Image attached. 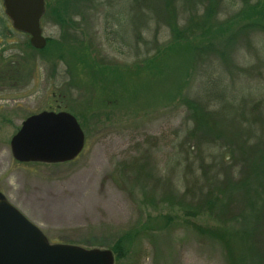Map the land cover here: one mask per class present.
<instances>
[{
	"label": "rangeland",
	"instance_id": "rangeland-1",
	"mask_svg": "<svg viewBox=\"0 0 264 264\" xmlns=\"http://www.w3.org/2000/svg\"><path fill=\"white\" fill-rule=\"evenodd\" d=\"M50 6L62 25L44 14V49L9 18L0 38V192L51 244L133 234L115 264H264V0ZM59 44L73 47L62 59ZM43 111L79 120L73 162L14 159Z\"/></svg>",
	"mask_w": 264,
	"mask_h": 264
},
{
	"label": "water",
	"instance_id": "water-1",
	"mask_svg": "<svg viewBox=\"0 0 264 264\" xmlns=\"http://www.w3.org/2000/svg\"><path fill=\"white\" fill-rule=\"evenodd\" d=\"M1 1L14 30L29 35L35 49H44L41 21L48 0ZM10 146L20 163L65 164L83 153L86 135L73 114L43 111L22 123ZM0 264H115V255L110 249L51 244L0 192Z\"/></svg>",
	"mask_w": 264,
	"mask_h": 264
},
{
	"label": "trees",
	"instance_id": "trees-1",
	"mask_svg": "<svg viewBox=\"0 0 264 264\" xmlns=\"http://www.w3.org/2000/svg\"><path fill=\"white\" fill-rule=\"evenodd\" d=\"M51 1L52 0H48L47 1V7L50 6ZM2 10H3V12H2ZM46 16L52 18L53 20H55L56 23L58 22L59 24L62 25V21H61L60 15L57 13L56 10L52 9L51 6L49 7V11L47 13H45L44 18H46ZM8 22H9V19H8L7 15L5 14L4 8L2 7V9H1V6H0V38H2L4 40L7 39L8 36H9L8 34H10V27H9ZM59 43H62V41L59 42ZM66 46H67V48L62 47L60 44L58 45V47H61V50L60 51L63 52L62 55L60 54V59H62V56L64 55L65 52L66 53H70L71 52L68 49H70V48L72 49L73 48L71 46V44H70V46H68V45H66ZM170 49H171V47L165 48L164 49L165 52L160 53V55L158 56V58H156L155 60H153L152 62H150L149 63V66L147 65L148 67H146V69H151L152 67H156L159 64H161V61H162V59L164 57L163 54L166 53ZM131 72H132V69H130V71H129L130 76H131ZM138 73H135V74H137L136 75V78H138V79L141 78L142 79L141 74L139 75ZM9 78H13V76L10 75ZM184 103H185V101H184ZM186 103H187V105L190 108V103L189 102H186ZM165 225L167 226L168 224L165 223ZM132 235L133 234H131V233L125 234L124 236L120 237L118 239V241H116L115 244L110 248V250L113 251V253H114L115 257H116V261L117 262L120 261V260H122V259H125L127 257V255H128V253L131 252V250H132L131 240L133 238Z\"/></svg>",
	"mask_w": 264,
	"mask_h": 264
},
{
	"label": "bare ground",
	"instance_id": "bare-ground-1",
	"mask_svg": "<svg viewBox=\"0 0 264 264\" xmlns=\"http://www.w3.org/2000/svg\"><path fill=\"white\" fill-rule=\"evenodd\" d=\"M233 252H235L236 255H238V250H237L236 246L234 247ZM238 257H239V255H238ZM238 260H239V259H238Z\"/></svg>",
	"mask_w": 264,
	"mask_h": 264
},
{
	"label": "flooded vegetation",
	"instance_id": "flooded-vegetation-1",
	"mask_svg": "<svg viewBox=\"0 0 264 264\" xmlns=\"http://www.w3.org/2000/svg\"><path fill=\"white\" fill-rule=\"evenodd\" d=\"M98 82V81H97ZM98 85H99V87H100V84H99V82H98ZM93 91H94V93H96V91H97V88L95 87V86H93ZM83 128V127H82Z\"/></svg>",
	"mask_w": 264,
	"mask_h": 264
}]
</instances>
